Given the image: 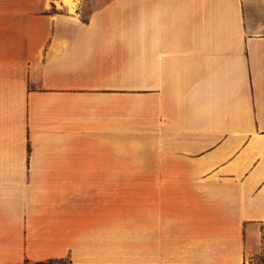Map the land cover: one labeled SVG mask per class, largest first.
Listing matches in <instances>:
<instances>
[{"label": "crops", "instance_id": "crops-1", "mask_svg": "<svg viewBox=\"0 0 264 264\" xmlns=\"http://www.w3.org/2000/svg\"><path fill=\"white\" fill-rule=\"evenodd\" d=\"M264 0H0V264H259Z\"/></svg>", "mask_w": 264, "mask_h": 264}, {"label": "rangeland", "instance_id": "rangeland-1", "mask_svg": "<svg viewBox=\"0 0 264 264\" xmlns=\"http://www.w3.org/2000/svg\"><path fill=\"white\" fill-rule=\"evenodd\" d=\"M261 249L259 252L255 253L253 257L250 259L251 262L253 263H259V264H264V228H263V233H262V240H261Z\"/></svg>", "mask_w": 264, "mask_h": 264}]
</instances>
